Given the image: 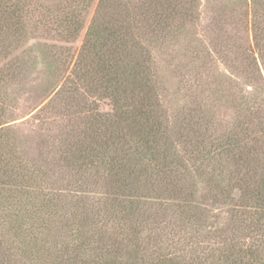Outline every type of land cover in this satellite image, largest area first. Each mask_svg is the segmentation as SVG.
Wrapping results in <instances>:
<instances>
[{
    "label": "trees",
    "instance_id": "1",
    "mask_svg": "<svg viewBox=\"0 0 264 264\" xmlns=\"http://www.w3.org/2000/svg\"><path fill=\"white\" fill-rule=\"evenodd\" d=\"M0 264H264V0H0Z\"/></svg>",
    "mask_w": 264,
    "mask_h": 264
},
{
    "label": "rangeland",
    "instance_id": "2",
    "mask_svg": "<svg viewBox=\"0 0 264 264\" xmlns=\"http://www.w3.org/2000/svg\"><path fill=\"white\" fill-rule=\"evenodd\" d=\"M203 6L205 9V15L203 16L202 25H206L211 20L212 7L211 4L209 5L207 2L205 3V1L203 2ZM93 12L94 9L93 11H90L88 21H90ZM233 21L237 22V24H233V26L235 25V27L232 28L233 33L237 32L238 35L243 38V40H245V42H248V40L252 38V35L248 29V24H246V22H238L237 17L234 18ZM85 32L86 30L81 33L80 37L76 41L67 45L66 47H69L73 51L79 50L82 45V40ZM184 71L171 69L169 72H167L170 88L178 86L179 77L180 75H182L180 73H184ZM39 75V73L36 74V76ZM37 84L38 81L35 80L30 83V85L25 89L23 94L17 100L15 104V112L13 113V119H15V121L12 123V125L18 130L20 134L24 135L29 139V141L31 140L32 142L38 140L41 135V129L38 126V122L36 119V116L38 115V109L48 101V99L46 100L48 94H46L44 88L40 87ZM107 109L108 108L106 106H103L102 108V110Z\"/></svg>",
    "mask_w": 264,
    "mask_h": 264
}]
</instances>
